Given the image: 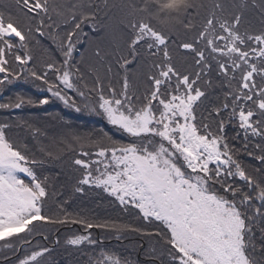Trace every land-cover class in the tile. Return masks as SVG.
I'll return each mask as SVG.
<instances>
[{"label": "snow or ice", "instance_id": "6c2138e0", "mask_svg": "<svg viewBox=\"0 0 264 264\" xmlns=\"http://www.w3.org/2000/svg\"><path fill=\"white\" fill-rule=\"evenodd\" d=\"M14 7L23 25L0 9V111L59 101L101 117L120 138L78 134L62 120L51 145L30 148L13 128L26 127L33 140L47 133L23 118L0 121V249L32 247L43 227L79 226L84 232L65 243L99 247L87 264H130L93 230L163 241L168 264H264V0H14ZM249 9H259L258 30L245 24ZM85 25L98 41L99 67L88 66L92 86L83 54L75 59ZM37 37L50 39L59 57L45 48L48 58L37 66L30 46ZM173 52L191 70L177 67ZM140 61L149 70L134 83L130 70ZM19 84L40 96L4 97ZM209 90L219 95L198 114ZM66 151L76 152V192L101 189L143 226L70 213L67 201L51 213L49 177L40 169ZM241 151L261 165L255 176ZM49 252L36 245L17 264H44Z\"/></svg>", "mask_w": 264, "mask_h": 264}, {"label": "trees", "instance_id": "16d2710c", "mask_svg": "<svg viewBox=\"0 0 264 264\" xmlns=\"http://www.w3.org/2000/svg\"><path fill=\"white\" fill-rule=\"evenodd\" d=\"M205 2H207V0H205ZM236 2L238 3L239 0H236ZM260 2L261 0H257V3ZM4 5H9V8L5 9ZM0 9H3L6 14L8 11H11L14 15L20 16L23 25L24 17L16 11L14 0H0ZM248 22H251L253 27L257 30L259 29V9H249L245 24ZM243 31L244 26L241 27V32ZM83 32L85 35L77 42L75 59L80 60L81 54H83L81 69L85 74L89 86H92L94 77L89 75L88 66L94 65L99 67L96 57L94 56L98 41L92 39L93 33L88 25L84 26ZM37 39L40 43H36V41L33 40L30 44L34 56V63L37 66L48 58L44 51L45 48L51 49L54 55L59 57V53L55 52V47L50 39L47 37H37ZM105 45L106 41L101 44L102 47ZM187 59L190 63L191 56H188ZM182 60L183 57L173 52V62L177 64V67L182 70L189 68L187 64L182 63ZM148 70V65L144 63V61L132 65L130 72L133 82H138V78L142 81L144 74L147 73ZM189 70L191 69L189 68ZM101 75H104L103 70H101ZM205 79H207V77ZM105 84L107 85V80H105ZM18 91L31 95L34 99L40 96L39 90L30 84H19L10 92H6L3 95L7 98V96ZM217 95H219L218 92L209 90V98L201 104L200 108L197 110L198 114L206 107L210 109L211 105L209 101H214ZM84 103L83 101L80 102L82 108ZM19 118L28 120L30 123L40 128L41 131L47 133V139L41 137L38 138V140H33L31 133L26 127L13 128L10 134L14 137L18 136L22 141L27 142L30 148L38 147L40 141L51 145V139L53 137L58 138L59 134L64 130L62 120L68 122L72 130L78 134H94L103 131L108 132L109 135H115L117 139L120 138L119 134L116 133L114 129H111L101 117L91 114L87 110L76 112L64 107L59 101H52L48 105L42 107H25L11 112L0 111V121L6 119L16 120ZM227 135L230 141L231 137L235 135V131L231 125L227 128ZM257 142L259 141H253L251 143ZM242 144V139L236 141L237 148H241ZM60 147H63V145H60ZM51 150L55 152L57 148L52 146ZM76 150L78 152L79 148L77 147ZM249 150L251 151L252 148L250 147ZM256 154L259 155L258 152ZM75 158L76 152L66 151L63 153L62 159L59 161H50L40 169L42 177L45 175L49 177L50 195L47 205L51 213H56L57 205L67 201L65 207L70 213H80L89 217H95L99 220H120L143 226V221L139 220L131 212L125 213L120 206L101 189L84 186V191L82 193L76 192L75 185L80 177V173L76 171L72 164ZM240 158L244 166L255 176L256 173L254 170L261 167L259 162L250 158L247 153L243 151L240 153ZM151 227L152 226L149 225L148 229L151 230ZM83 232L84 230L79 226H73L71 228L65 226H47L40 228L38 229V233L32 237L34 238L32 247L28 249L21 248V250L17 252L0 249V264H17L18 259L23 258L25 255H30L36 245H41L50 249L49 254L43 258L44 264H87L89 256L94 252L98 253L99 247L94 249L86 243L82 246H70L65 243L70 235L81 234ZM257 235H259V233H257ZM43 236H48V239L44 240ZM92 236L97 240H102L103 248L119 253L123 258L128 259L130 264H168L170 259L163 241L149 239L137 234H127L117 239L115 233L101 232L99 230H93ZM57 239H59V243H55ZM153 248L155 252L151 251Z\"/></svg>", "mask_w": 264, "mask_h": 264}]
</instances>
